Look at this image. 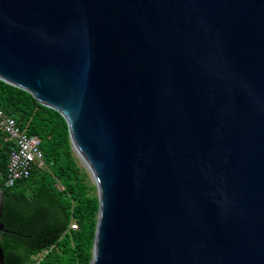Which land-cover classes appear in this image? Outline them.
<instances>
[{"label":"water","instance_id":"water-1","mask_svg":"<svg viewBox=\"0 0 264 264\" xmlns=\"http://www.w3.org/2000/svg\"><path fill=\"white\" fill-rule=\"evenodd\" d=\"M0 80L65 120L88 264H264V0H0Z\"/></svg>","mask_w":264,"mask_h":264},{"label":"trees","instance_id":"trees-1","mask_svg":"<svg viewBox=\"0 0 264 264\" xmlns=\"http://www.w3.org/2000/svg\"><path fill=\"white\" fill-rule=\"evenodd\" d=\"M0 108L38 138L42 156L41 167L4 185L11 142L0 130L2 264H88L97 200L94 185L70 148L64 118L2 80Z\"/></svg>","mask_w":264,"mask_h":264},{"label":"built area","instance_id":"built-area-1","mask_svg":"<svg viewBox=\"0 0 264 264\" xmlns=\"http://www.w3.org/2000/svg\"><path fill=\"white\" fill-rule=\"evenodd\" d=\"M0 130L11 142L5 166L4 185L11 186L15 180L25 178L32 167H41V150L35 135L27 134L19 128L14 118L0 108ZM71 229L75 223H69ZM30 264H35L32 262Z\"/></svg>","mask_w":264,"mask_h":264},{"label":"rangeland","instance_id":"rangeland-1","mask_svg":"<svg viewBox=\"0 0 264 264\" xmlns=\"http://www.w3.org/2000/svg\"><path fill=\"white\" fill-rule=\"evenodd\" d=\"M73 155L75 156V154L73 153ZM75 159H76V162H77V164L81 167V168H83L84 169V167H83V165H82V162L80 161V159L79 158H77L76 156H75ZM85 170V169H84ZM85 172H86V174H87V179L90 181V177H89V174H88V172L85 170ZM91 182V181H90Z\"/></svg>","mask_w":264,"mask_h":264}]
</instances>
